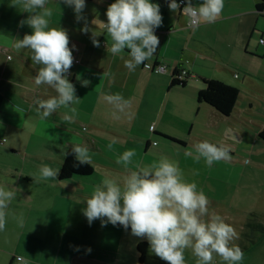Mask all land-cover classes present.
<instances>
[{"label": "crops", "instance_id": "0c3cea01", "mask_svg": "<svg viewBox=\"0 0 264 264\" xmlns=\"http://www.w3.org/2000/svg\"><path fill=\"white\" fill-rule=\"evenodd\" d=\"M114 2L85 0L86 7L82 15L89 31L82 33L85 21L77 22L71 7L59 0H48L46 7L53 10L49 27L65 29L70 41L69 47L74 46L73 57L78 62L73 63L67 78L74 84L80 102L73 105L78 112L73 123L63 120L66 109H58L37 127L35 139V147L41 145L43 149L59 153L60 159L56 161V166H52L59 170L63 150L75 144H86L94 156L92 175L100 181L107 173H124L123 167L115 163V159L124 151L135 149L136 153L145 154L152 146L157 147L150 134L178 140L181 143L163 137L179 147L186 145L184 134L172 133L166 120L173 117L187 119L195 111L196 116L209 111L216 117V113H213L216 110L211 111L207 105L197 103V93L203 87L202 79H216L236 87L241 99L248 86L258 92L245 95L254 96L264 91V9L262 12L256 10V0H224L221 16L213 23L202 22L196 28L190 27L187 17L179 11H169L166 0H150L160 5L163 16L162 26L155 30L160 45L156 54L145 62L150 67L141 65L134 72H129L119 56H113L107 50L111 44L110 38L102 28L91 23L93 19L106 22L104 13ZM192 2L198 6L201 0ZM28 15L22 9L11 7L10 0H0V120L2 124L17 123L16 127H12L16 131L22 129L19 118L27 120L34 116L30 112L35 110L33 104L36 99L46 100L56 95L53 89L34 84L32 78L38 66L32 64L26 51L17 53L12 48L13 39H22L25 34L32 33L27 25L19 26V22ZM94 31L99 47L92 44ZM176 69L187 72L186 84L181 86L184 90L170 88L172 74ZM105 72H111L114 80L103 76ZM81 80L90 83L82 87ZM256 80L262 83L255 86ZM46 87L49 94L40 97ZM187 88H191L190 91ZM102 93H119L129 100L130 107L126 111L131 114V119L127 116H122L120 120L112 119L113 108L101 99ZM192 102H195V108ZM21 108L24 114L20 113L23 112L19 111ZM200 109L206 111L201 112ZM13 114L14 119H11ZM188 123L193 127L192 121ZM210 125L208 123L207 126ZM191 130L188 129L189 134ZM27 134L24 136L27 137ZM195 137L198 138L194 140L196 143L201 142L200 139L207 140L199 135ZM207 141L220 144L213 140ZM110 143L111 151L107 148ZM145 157L146 154L144 157L136 154L133 161L138 163L139 160H145ZM30 180L34 179L29 178L27 181ZM3 239L7 241V238Z\"/></svg>", "mask_w": 264, "mask_h": 264}, {"label": "clouds", "instance_id": "9594fccd", "mask_svg": "<svg viewBox=\"0 0 264 264\" xmlns=\"http://www.w3.org/2000/svg\"><path fill=\"white\" fill-rule=\"evenodd\" d=\"M71 7L77 22L85 21L82 33L89 31L85 17L82 15L85 0H59ZM48 0H10V6L28 13L19 26L27 25L32 33L22 39H13L12 48L17 52L26 51L38 71L32 80L36 86H47L56 95L34 101L35 111L41 121L47 120L58 109H66L63 120L73 123L78 112L73 105L79 104L73 83L68 80L74 63L73 49L69 47L67 31L58 27H49L53 10L46 7ZM172 13L180 12L187 17L188 23L196 28L200 23H213L224 9V0H201L195 6L192 0H166ZM181 5H183L181 9ZM106 22L93 19L91 23L102 28L110 38L108 51L119 56L124 67L134 72L144 65L157 52L160 45L155 30L162 26L163 16L160 5L150 0H115L105 13ZM93 32L92 44L99 47V41ZM127 50V58L125 57ZM103 76L114 80L111 72ZM79 80L80 77L78 76ZM90 81L81 80V86L87 87ZM101 99L111 105V118L120 120L122 116L131 119L126 110L130 101L121 94H101ZM23 111V109H19ZM235 138V137H234ZM109 151L112 144H108ZM191 156L196 162L203 159L207 167L217 162H228L232 159L230 147L226 144H214L207 140L193 144ZM71 153L80 165L92 164V155L86 144L71 146ZM69 153L65 150L62 156ZM135 149L124 151L115 159V163L124 169L122 175L105 174L96 184L89 198L84 200L86 207L82 214L89 225L100 220L101 226L107 224L130 228L136 238L145 239L149 250L166 264H185V250L190 249L196 257V264H213L218 256L224 264H239L244 258L243 250L233 243L238 239L235 229L224 219L210 211V201L196 182H188L177 162L161 156L158 160L141 165L133 161ZM59 168L42 165L39 174H33L39 180L55 181ZM199 173L193 170V175ZM19 189L0 185V232L5 231L10 215L9 206L15 200ZM12 218L17 226L24 227V214L14 213ZM89 253L91 249L87 250ZM16 264H29L26 255L15 257Z\"/></svg>", "mask_w": 264, "mask_h": 264}, {"label": "rangeland", "instance_id": "374dc122", "mask_svg": "<svg viewBox=\"0 0 264 264\" xmlns=\"http://www.w3.org/2000/svg\"><path fill=\"white\" fill-rule=\"evenodd\" d=\"M261 83L256 80L255 86ZM253 92L258 91L249 86L245 89L244 97L238 100L235 112L228 118L218 112H213L216 113L213 117L209 111L200 109L203 113L196 116L195 111L187 117L189 120L178 117L166 120L172 133L184 134L186 145L179 147L163 137L150 134L157 147L148 149L145 160L138 162L148 164L161 156L177 162L186 180L196 182L198 189L204 191L210 201V211L220 215L235 229L239 238L233 243L244 247L246 235L250 234L255 243L248 250L242 248L244 258L239 264H264V234L258 230L253 232L248 225L255 220L254 215L264 216V142L257 136L264 127V91L254 96L245 95ZM46 94H49L47 87L40 97ZM191 104L195 108V102ZM20 113L24 114V111ZM30 115L34 116L27 120L19 118L22 129L18 131L12 128L17 123L2 124L0 120V185L19 189L9 206L6 229L0 232V264H16L18 255H26L29 264H139L136 246L145 239L136 238L130 230L111 224L102 227L100 220L89 225L82 214L86 207L84 200L100 183L94 174L73 176L66 182H58L57 177L55 181L34 178L33 174L38 175L42 165L56 166L60 155L43 149L41 145L35 147L37 127L42 121L35 110ZM190 121L193 127L189 125ZM208 123L211 125L207 126ZM189 128H192L191 134ZM26 132L27 137L24 136ZM198 135L228 145L232 159L207 167L203 159L196 162L185 155L193 150ZM136 154L145 155L142 152ZM193 170L199 174L193 175ZM25 177L34 180L27 181ZM13 213L17 216L24 214L23 228L17 226ZM88 249H91L90 253ZM184 255L185 264H196V257L190 249L185 250ZM145 262L166 264L150 250ZM213 264L224 262L215 256Z\"/></svg>", "mask_w": 264, "mask_h": 264}, {"label": "trees", "instance_id": "16d2710c", "mask_svg": "<svg viewBox=\"0 0 264 264\" xmlns=\"http://www.w3.org/2000/svg\"><path fill=\"white\" fill-rule=\"evenodd\" d=\"M256 10L262 12L264 9V0H256ZM183 71L176 69L172 74V79L170 82V88L185 86L186 84V75H182ZM182 78V79H181ZM203 87L197 93V103L204 104L208 107L216 110L220 115L224 117H229L235 112L236 105L240 99L239 90L231 85H228L220 80L216 79H202ZM167 138L166 136H163ZM258 138L264 141V127H262L258 132ZM168 140L180 142L173 138L168 137ZM181 143V142H180ZM69 154L63 156L61 167L57 176L58 181L66 182V180L71 179L73 176H89L93 172L92 165H80L76 160L74 154L71 153V148L66 150ZM26 180H29L28 177H25ZM255 220L248 223V225L253 230H258L260 234H264V216L254 215ZM120 228H123L120 225H117ZM124 229V228H123ZM127 230H130L127 229ZM247 243H244V247L240 248L247 250L255 240L250 236L246 235ZM248 244V245H247ZM138 262L139 264H145V258L149 253V246L146 240L140 241L136 246Z\"/></svg>", "mask_w": 264, "mask_h": 264}, {"label": "built area", "instance_id": "2783aa9c", "mask_svg": "<svg viewBox=\"0 0 264 264\" xmlns=\"http://www.w3.org/2000/svg\"><path fill=\"white\" fill-rule=\"evenodd\" d=\"M177 2L179 3V0H177ZM182 7H183V5H181V9H182ZM190 27H192V26H190ZM74 62H76V63H77L78 61H77V60H75ZM161 69H162V68H161ZM186 74H187V72H185V71H183V72H182V75H186Z\"/></svg>", "mask_w": 264, "mask_h": 264}]
</instances>
